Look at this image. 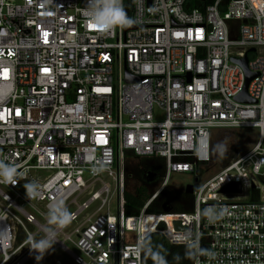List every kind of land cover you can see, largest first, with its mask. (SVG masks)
Masks as SVG:
<instances>
[{
	"label": "built area",
	"instance_id": "built-area-1",
	"mask_svg": "<svg viewBox=\"0 0 264 264\" xmlns=\"http://www.w3.org/2000/svg\"><path fill=\"white\" fill-rule=\"evenodd\" d=\"M192 1L131 0L132 22L104 32L88 0H0V159L19 173L0 182V264H144L153 234L192 247V264H264V0ZM244 58L254 104L235 101ZM238 129L256 132L252 148L198 183L211 132ZM142 160L164 171L142 175L148 199L127 217V167ZM172 174L196 181L192 212L147 214ZM55 201L64 226L48 223ZM47 228L56 243L37 261Z\"/></svg>",
	"mask_w": 264,
	"mask_h": 264
},
{
	"label": "trees",
	"instance_id": "trees-1",
	"mask_svg": "<svg viewBox=\"0 0 264 264\" xmlns=\"http://www.w3.org/2000/svg\"><path fill=\"white\" fill-rule=\"evenodd\" d=\"M123 0V10L129 18V3ZM215 0H205L204 3L192 1L190 8L203 11L205 7L213 4ZM141 175L154 173L157 177L164 171L162 161L142 160L139 162ZM197 171V168H196ZM148 199L146 187L137 182L134 190L124 193V213L127 217L136 216ZM163 208L176 214L191 213L193 210V197L183 191L166 190L147 209V214H161ZM142 261L144 264H192L193 248L188 246H172L160 235L149 236L142 246Z\"/></svg>",
	"mask_w": 264,
	"mask_h": 264
},
{
	"label": "clouds",
	"instance_id": "clouds-1",
	"mask_svg": "<svg viewBox=\"0 0 264 264\" xmlns=\"http://www.w3.org/2000/svg\"><path fill=\"white\" fill-rule=\"evenodd\" d=\"M85 15L89 23L104 32L132 22L126 16L121 0H88ZM18 175V168L14 162L0 159V182L15 184ZM24 188L29 197H37L40 194V186L34 182L25 183ZM71 218L72 213L62 201H55L49 205L47 212L49 225L64 226L70 222ZM56 235L54 228H47L42 238L32 240L29 247L30 251L36 252L37 261L43 258L42 253L47 252L56 243Z\"/></svg>",
	"mask_w": 264,
	"mask_h": 264
},
{
	"label": "rangeland",
	"instance_id": "rangeland-1",
	"mask_svg": "<svg viewBox=\"0 0 264 264\" xmlns=\"http://www.w3.org/2000/svg\"><path fill=\"white\" fill-rule=\"evenodd\" d=\"M211 135V160L209 164L198 168L196 174L198 183L207 181L228 163L244 155L252 148L256 140V132L251 129L212 131ZM135 167L134 163H129L127 167V174H130V179L127 182V191L129 192L134 190L137 182L144 185L147 183ZM193 181V176L190 174H172L167 187L171 190L182 191L186 185L193 184ZM148 189L151 192L154 185L148 186ZM70 250L76 253L75 250ZM62 262L72 264L71 259L66 255L63 256ZM34 263L35 261L32 259L27 264Z\"/></svg>",
	"mask_w": 264,
	"mask_h": 264
},
{
	"label": "water",
	"instance_id": "water-1",
	"mask_svg": "<svg viewBox=\"0 0 264 264\" xmlns=\"http://www.w3.org/2000/svg\"><path fill=\"white\" fill-rule=\"evenodd\" d=\"M196 1L199 3L205 2V0H196ZM131 29H132V27L128 28V30H131ZM231 61H232V63L237 64L242 69V71L244 73V85H243L242 91L235 97V101H237L239 103H244V104H254V102L248 98L247 92H246L248 84L255 77V75L249 73V71L247 69V58H244L242 60L232 59ZM127 81H135V80L127 79ZM147 179L149 181L152 180V175L148 174ZM194 184H196L195 180L193 181V184L186 185L184 190H183V193H185L187 195H192ZM221 192L222 193H225V192L238 193L239 187H238V185H230V186L226 187L225 189H223ZM167 211H168L167 208H163V212H167ZM174 228L177 231H184V228H182L179 223L174 224Z\"/></svg>",
	"mask_w": 264,
	"mask_h": 264
}]
</instances>
